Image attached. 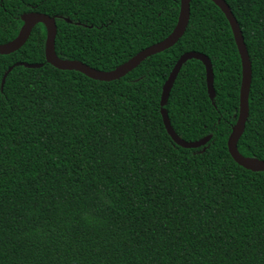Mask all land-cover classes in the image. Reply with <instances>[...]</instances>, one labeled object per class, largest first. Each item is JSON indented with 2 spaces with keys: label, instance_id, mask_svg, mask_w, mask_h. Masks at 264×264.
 I'll list each match as a JSON object with an SVG mask.
<instances>
[{
  "label": "trees",
  "instance_id": "16d2710c",
  "mask_svg": "<svg viewBox=\"0 0 264 264\" xmlns=\"http://www.w3.org/2000/svg\"><path fill=\"white\" fill-rule=\"evenodd\" d=\"M244 38L252 78L237 142L264 161V0H225ZM180 0H0V44L24 13L56 18L55 52L110 71L174 29ZM68 19V21H67ZM36 24L0 55V264H264V172L238 165L227 139L239 112L241 60L222 11L191 0L178 42L123 77L93 80L45 60ZM208 56L215 97L197 59ZM18 62L42 67L15 66Z\"/></svg>",
  "mask_w": 264,
  "mask_h": 264
},
{
  "label": "water",
  "instance_id": "95a60500",
  "mask_svg": "<svg viewBox=\"0 0 264 264\" xmlns=\"http://www.w3.org/2000/svg\"><path fill=\"white\" fill-rule=\"evenodd\" d=\"M190 1L191 0H180V10H179L177 23L174 29L172 30V32L166 38H164L160 42H157L142 49L141 51L137 52L133 57L128 59L126 62L120 64L119 66H117L116 68L110 71H102L95 69L78 60H66L59 58L55 52V37L57 33L56 18L40 12H29L22 14L21 16L22 26L17 36L9 42L0 44V55H8L20 49L29 38L33 27L38 23H42L46 28L44 53H45V60L47 63L60 70L78 71L93 80H98V81L116 80L123 77L128 72L132 71L146 58L155 55L157 53H160L166 49H169L178 42V40L183 36L189 22ZM211 1L225 15L230 25L241 60L239 112L237 116V121L232 126V131L227 139L228 152L231 158L243 168L254 172H264L263 160H260L258 158L243 156L238 151L237 148V142L244 131L245 123L249 115L248 97H249V90H250L251 78H252L251 61L246 45L244 43L243 34L235 16L233 15L229 5L225 2V0H211ZM189 59H197L201 61V63L204 65L207 93L210 100L213 101L215 97V91L213 85L214 76H213L211 61L208 58V56L203 53L190 51L182 54L179 57L174 67L172 68L167 80L163 84L161 100H160V105H161L160 113L164 127L168 135L177 145L184 148H198L200 146L205 145L211 139V135H208L200 140L186 142L185 140L180 138L173 130L168 117V112L164 107L168 101L170 90L182 65ZM20 65L25 66L27 68H39L42 67L43 64L41 63L29 64L26 62L15 63L13 66L9 67L7 71L4 73L1 82V88L3 87L5 78L8 75V73L15 66H20Z\"/></svg>",
  "mask_w": 264,
  "mask_h": 264
}]
</instances>
